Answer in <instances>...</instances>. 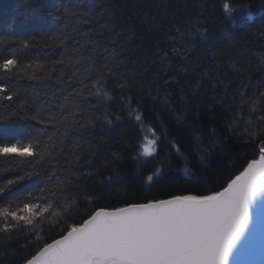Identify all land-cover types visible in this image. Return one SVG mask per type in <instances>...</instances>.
I'll use <instances>...</instances> for the list:
<instances>
[{
    "label": "trees",
    "instance_id": "1",
    "mask_svg": "<svg viewBox=\"0 0 264 264\" xmlns=\"http://www.w3.org/2000/svg\"><path fill=\"white\" fill-rule=\"evenodd\" d=\"M42 0H0V63L6 58H17L21 65L39 64L51 67L62 58L74 55L75 40L60 42L65 25L78 17L66 13L63 19H54L40 11ZM81 0H59L72 9ZM84 11L104 14L99 21L109 27L102 35L93 34L94 58L101 60L112 49L120 52L123 64L119 73L110 78L106 90L111 97L101 94L97 98L96 115L107 108L121 117L111 124H100L85 132L92 142L89 163L78 166L83 173L76 204L72 206L67 222L51 219L40 225L39 237L51 242L60 237L72 223H81L100 208L114 209L133 203H146L153 199H167L172 195H209L222 190L227 183L244 170L247 163L257 159L252 142L244 136L251 98L264 91V0H234L235 3L255 5L251 16L229 21L221 12V0H82ZM195 21L206 31L181 39L180 34ZM87 31L88 26H79ZM179 30V32L177 31ZM75 39H81L71 32ZM33 37L35 38L33 40ZM22 41H29L22 47ZM0 70V83L16 88L34 101L33 108H45L43 115L57 114L63 98L80 87L76 82L64 85L52 102V80L29 79ZM22 71V69H20ZM129 79L134 86L126 90L116 85ZM43 76V72H38ZM6 77H11L10 79ZM48 93V95H45ZM130 97L133 108L139 109L161 136L158 151L167 154L163 172L153 181L146 176L153 171L155 162L146 158L137 167L134 148L141 137L138 122L128 115L124 99ZM8 102L0 97V133L11 142L26 138L34 128H44L36 120L12 119L3 121V105ZM45 105H47L45 107ZM33 113L29 112V116ZM159 117V119L157 118ZM182 117V118H181ZM235 117V123L233 122ZM252 118H264V103L257 106ZM51 132V126L47 127ZM80 136L73 131L68 142ZM202 146L213 147L201 160ZM47 140V136H44ZM179 141L185 160L169 150V140ZM115 154V156H114ZM13 156L16 158L13 159ZM116 156L121 157L117 160ZM190 171L185 174L183 168ZM55 169V170H54ZM31 174L30 178L26 174ZM63 175L58 165H36L33 168L25 158L12 154L0 157V187L8 179L26 178L0 196V208L12 201L24 200L31 193L40 196L41 190L53 187ZM15 208V204H12ZM2 227V221H0ZM33 236L37 233H33ZM18 239L3 242L0 232V264H24V258L33 254L34 245L17 233ZM25 245H28L25 247Z\"/></svg>",
    "mask_w": 264,
    "mask_h": 264
},
{
    "label": "snow or ice",
    "instance_id": "2",
    "mask_svg": "<svg viewBox=\"0 0 264 264\" xmlns=\"http://www.w3.org/2000/svg\"><path fill=\"white\" fill-rule=\"evenodd\" d=\"M84 7L82 0L72 9L59 0H42L40 4L41 13L54 19L65 18L66 13L78 17L71 25V32H76L81 39L71 35L67 24L60 33L61 43L73 39L78 47H74V55L56 62L59 68L55 64L49 68L39 64L35 67L32 64L21 65L14 57L0 63V70L5 73L17 69V75L34 80H52V73L56 72L55 81L60 87L50 89L53 103L58 99L57 93L63 90L62 86L72 82L80 85L63 98L57 114L43 115L45 108L34 109L31 97L0 83V97L8 102L3 105V121L36 120L45 125L44 128H34L24 142H11L3 139V133H0V157L16 154L25 158L33 168L36 165H58V170L63 173L53 187L42 189L40 196L29 193L24 200L12 201L7 207L0 208V232L4 234V244L18 239L19 233L34 245L33 254L24 258V264H239L241 255L255 251L253 240L257 227L264 231V118L259 122L252 118L257 106L264 103V91L247 101L250 111L242 134L246 141L253 143L258 158L247 163L244 170L222 190L209 195H172L167 199H153L111 210L100 208L81 223L69 225L59 238L51 242L39 237L38 231H43L40 228L42 223L50 219L59 222V218L66 223L72 206L76 204L79 195L76 190L83 183L80 180L83 173L78 171V166L81 162L89 163L93 154V144L85 132L100 124H111L113 119H121L107 106L100 110V115L93 111L98 107L97 98L101 94L111 99L106 86L109 79L119 73L123 61L116 49L101 60L94 58L96 42L92 35H102L109 26L99 23L104 14L84 11ZM220 7L225 18L234 21L238 17H250L251 8L255 5L221 0ZM260 8L264 10V3ZM81 25L88 26L87 31H81ZM204 31L206 29L200 26V22L195 21L179 34L183 39ZM28 45L29 41L21 42L22 47ZM261 63L264 64V60ZM38 72L44 75L38 76ZM130 80L121 74V81L116 86L123 92L134 86ZM124 103L128 115L134 116L141 132L134 148L137 167L146 158L155 162L152 173L146 176V180L151 182L163 172L168 156H161L158 151L161 136L139 109L132 107L130 97L124 99ZM29 112L33 114L29 116ZM233 122H236L235 117ZM48 126L52 127L51 132L47 130ZM73 131L79 132L80 136L68 142ZM196 139L200 143V158L203 160L213 145L203 147L201 138ZM169 150L187 163L179 141L170 139ZM116 159L121 157L116 156ZM183 171L187 174L190 169L185 166ZM26 176L30 178L31 174ZM26 176L8 179L5 186L0 187V196ZM33 233L37 235L33 236Z\"/></svg>",
    "mask_w": 264,
    "mask_h": 264
},
{
    "label": "water",
    "instance_id": "3",
    "mask_svg": "<svg viewBox=\"0 0 264 264\" xmlns=\"http://www.w3.org/2000/svg\"><path fill=\"white\" fill-rule=\"evenodd\" d=\"M254 253L241 255L239 264H264V231L257 227L254 240Z\"/></svg>",
    "mask_w": 264,
    "mask_h": 264
},
{
    "label": "bare ground",
    "instance_id": "4",
    "mask_svg": "<svg viewBox=\"0 0 264 264\" xmlns=\"http://www.w3.org/2000/svg\"><path fill=\"white\" fill-rule=\"evenodd\" d=\"M0 22H2V21H0Z\"/></svg>",
    "mask_w": 264,
    "mask_h": 264
}]
</instances>
